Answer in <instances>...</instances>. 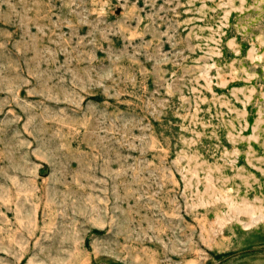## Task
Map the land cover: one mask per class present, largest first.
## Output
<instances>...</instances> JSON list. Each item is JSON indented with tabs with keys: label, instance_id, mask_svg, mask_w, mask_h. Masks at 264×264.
Here are the masks:
<instances>
[{
	"label": "rangeland",
	"instance_id": "obj_1",
	"mask_svg": "<svg viewBox=\"0 0 264 264\" xmlns=\"http://www.w3.org/2000/svg\"><path fill=\"white\" fill-rule=\"evenodd\" d=\"M0 264H264V0H0Z\"/></svg>",
	"mask_w": 264,
	"mask_h": 264
}]
</instances>
